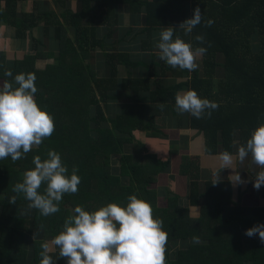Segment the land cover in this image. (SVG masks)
<instances>
[{
  "label": "trees",
  "instance_id": "1",
  "mask_svg": "<svg viewBox=\"0 0 264 264\" xmlns=\"http://www.w3.org/2000/svg\"><path fill=\"white\" fill-rule=\"evenodd\" d=\"M92 1L82 0L85 9L73 16L80 19L88 16L87 11L114 2L96 0V4H92ZM120 2L127 3L130 12H144V29L147 30L159 25L178 27L184 21L187 2H191V17L193 10L199 7L202 21L192 34L186 36L176 29L174 36H183L194 49L201 46L207 49L203 59L204 73L193 71L185 80L167 87L158 84V89L149 90L150 75L129 74L120 80L116 73L117 63L122 61L130 66L132 62L106 50L105 61L111 65V73L100 76L88 57L93 48L103 44L95 38V26L84 27L80 22L75 23L77 45L69 40L63 28H57L59 54L55 62L45 68L35 66L41 52H29L13 65L2 67L3 80L9 82H14L19 73L36 76L35 98L41 108L54 117L55 131L24 158L16 162L10 157L0 160V264H39L41 244L59 234L74 207L79 205L93 211L111 202L126 206L127 197L132 194L149 202L154 217L163 220V228L168 233L166 264H264V244L258 234L251 237L246 246L243 243L239 246L247 229L264 223V207L244 206L239 202V195L238 201H233L229 181L213 185V180H208L200 193L197 159L184 155L179 173L190 180L189 194L182 198L173 193L162 199L155 184L169 162L149 153L148 145L139 142L136 136L138 132L149 137L160 135L156 117L174 115L175 96L183 87L185 91L195 90L201 98L210 97L207 99L219 105L212 110L210 118L205 114L204 118L197 119L189 114V126L202 134L206 154L216 153L219 140L222 152L231 153L234 131L239 130L240 144H245L253 129L264 124V0ZM209 19L214 21L210 27L207 26ZM22 24L24 22L17 25L20 35L25 30ZM255 34L261 43L257 49L249 43V37ZM196 35L204 37L203 44L195 40ZM216 53L223 55L224 75L215 81L217 90L210 95L207 91L211 88ZM9 70L12 77L4 75ZM119 87L130 91L123 94L133 103H123L120 112L109 117L108 100L123 95H111ZM143 92L155 102L154 112L148 116ZM131 146L133 148L128 149ZM49 150L60 154L69 175L73 166L78 168L81 183L77 193L64 195L59 212L43 217L38 210L29 209V202L12 189L22 182L26 170L34 168V156L46 159ZM12 196H17L16 204L9 203ZM28 234L37 236L31 253L25 248L24 239ZM193 236H199L203 243H191ZM178 242L187 247L172 254L171 247ZM56 264H67V259L59 257Z\"/></svg>",
  "mask_w": 264,
  "mask_h": 264
},
{
  "label": "clouds",
  "instance_id": "2",
  "mask_svg": "<svg viewBox=\"0 0 264 264\" xmlns=\"http://www.w3.org/2000/svg\"><path fill=\"white\" fill-rule=\"evenodd\" d=\"M193 12V16L178 27H164L156 44L159 59L172 68L189 72L199 67L197 60L207 49L202 46L194 49L179 35L174 38V34L176 29L186 36L192 34L202 21L201 9L196 7ZM213 23L209 19L207 26ZM195 40L203 44L204 37L196 35ZM4 75L12 77L13 74L9 70ZM35 81L34 74L19 73L14 82H0V160L10 157L16 162L24 158L55 131L54 117L41 108L35 98L38 91ZM218 107V103L201 98L195 90L178 92L175 96V110L197 119L204 118L205 114L210 118L212 110ZM234 147H237L235 155L228 151L219 155L220 169H232L228 179L234 187L239 186L246 181L235 164L238 161L243 167L245 161H249L259 169L254 176V188L259 190L264 185V124L252 131L245 144ZM32 163L34 168L23 173L22 182L15 184L12 191L23 195L29 202V209L48 217L60 211L59 205L65 194L79 191L81 177L76 166L69 175L60 154L54 150L47 152L46 159L34 156ZM220 181L217 175L212 184L217 185ZM42 186H45L43 192L40 191ZM16 200L17 196H12L9 203L16 204ZM127 201L126 206L111 202L93 211L79 205L74 207L59 234L41 244L39 264H56L51 253L57 249L58 257L66 258L67 264H166L168 233L163 228V220L155 218L151 204L137 195L128 196ZM257 234L264 244V223L245 232L250 238ZM191 243L203 242L199 236H193Z\"/></svg>",
  "mask_w": 264,
  "mask_h": 264
},
{
  "label": "crops",
  "instance_id": "3",
  "mask_svg": "<svg viewBox=\"0 0 264 264\" xmlns=\"http://www.w3.org/2000/svg\"><path fill=\"white\" fill-rule=\"evenodd\" d=\"M92 4H96V0H93ZM104 5L100 9L94 8L87 11L88 16L79 19L77 16H73V13L82 12L85 9L82 0H0V82L4 81L2 67L13 65L16 60L22 59L29 52H41L35 60V66L39 69L55 62L60 50L57 28H63L62 30L69 40L77 45L75 27L77 22H80L84 27H96L95 38L103 46L97 45L93 48L88 60L96 67L100 76H108L111 73V65L105 61L104 51L106 50L115 54L117 58L132 62L130 66L122 61L117 63L116 73L120 80L129 74L145 77L150 75L149 90L158 89V84L167 87L173 82L185 80L191 74L188 70L172 68L165 61L159 59L156 44L159 40V33L164 28L163 25L155 26L149 30L144 29V12H130L128 4L120 2V0H114L112 5L107 3ZM190 14L191 2H187L184 20L190 18ZM19 22H24L22 24V29H25L23 35L17 32ZM180 37L183 38V36ZM52 53L53 55H50ZM203 59L204 54L197 60L199 67L195 70L200 75L204 73ZM223 60V55L216 53L213 79L207 94H214L217 90L215 81L224 75ZM185 89L184 87L180 88L178 92H186ZM124 91L119 87L118 90L111 92V95L117 97L120 93L129 94L130 92ZM142 96H144L143 102L149 108L146 113L148 116L154 112L155 102H151L150 96L146 92H143ZM108 101L107 115L109 117L119 113L120 105L123 103H133L131 98L124 94L118 99L114 98ZM189 118L188 113L179 114L175 110L174 115L156 117L157 127L160 130L158 137H149L144 132L137 133L138 141L148 145L149 153L160 155L169 162L167 170L158 175L155 184L162 199L173 193L182 198H186L189 194L190 180L188 176L179 173L183 155L197 157L200 193L203 192L206 181L214 180L217 175L221 181H229L228 177L233 171L232 169H220L219 155L222 153L220 140L215 154L209 155L204 152V138L197 130L190 128ZM232 138L231 153L235 155L237 147L234 145H240L239 130L234 131ZM140 154H143V150ZM235 168L240 171L246 183L234 187L229 181L232 187L233 201H238L239 195V202L244 206L264 207V185L259 190L254 188V176L259 169L249 161H245L243 167L237 161ZM1 210L0 207V217ZM51 254L54 259H59L58 251Z\"/></svg>",
  "mask_w": 264,
  "mask_h": 264
},
{
  "label": "rangeland",
  "instance_id": "4",
  "mask_svg": "<svg viewBox=\"0 0 264 264\" xmlns=\"http://www.w3.org/2000/svg\"><path fill=\"white\" fill-rule=\"evenodd\" d=\"M249 38H251V40H252V42H251V40L249 41V43H250V45H254V48L256 47V49L261 45V43H260V38L258 37V35L257 34H255V35H253L252 37L250 36ZM244 42H248V41H244ZM52 61V60H51ZM45 66V65H44ZM136 136H137V134H136ZM133 147L131 146V147H129L128 149H132ZM163 156V155H162ZM191 158H194V159H196L197 157H191ZM172 159V158H171ZM34 235L35 234H28V235H26V237H25V248L28 250V251H30V253L32 252V245H33V241L35 240V239H37V236L35 235V238L33 239V237H34ZM251 238H249L248 236H246V235H242V238L240 239V241H239V246H241V243H243V246H246V244L248 243V242H251ZM187 247V245H183V244H181V245H179V246H177V244L174 246L173 245V247H171V253L173 254L175 251H177L178 249L179 250H182V249H185ZM55 251H58V249L57 250H55Z\"/></svg>",
  "mask_w": 264,
  "mask_h": 264
}]
</instances>
